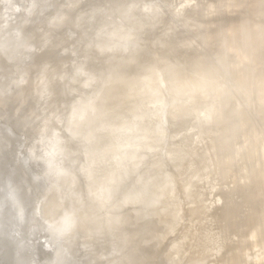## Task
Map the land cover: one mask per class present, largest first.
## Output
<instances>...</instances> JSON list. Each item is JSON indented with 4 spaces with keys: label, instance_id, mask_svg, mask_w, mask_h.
I'll return each mask as SVG.
<instances>
[{
    "label": "bare ground",
    "instance_id": "6f19581e",
    "mask_svg": "<svg viewBox=\"0 0 264 264\" xmlns=\"http://www.w3.org/2000/svg\"><path fill=\"white\" fill-rule=\"evenodd\" d=\"M58 1L59 0H0V4L2 2L1 5L3 6H0V66L2 68L0 74V104H3L0 105V120L6 116L4 108L6 107L4 106L5 103L12 104L11 106L14 107L17 112V125L29 130L32 129L33 133H35L34 124L38 121L37 117H35L36 111L34 107H36V105L25 106L26 101L31 99L34 103H39L41 97L47 92L49 80L46 78L47 72L43 69V65L40 66V64H42L40 63L41 60L30 65V59L31 56L35 54L34 50L36 49V46L44 45L42 42L48 40L51 35L45 31L36 36L29 30L28 24L30 20H39L40 14L47 8L54 7ZM107 3L109 4L110 2L108 1ZM26 4L30 7L27 12H16L17 9L20 10ZM66 4L68 12L71 10H77L78 16L70 19L68 12H66V14H60L59 17L47 19L45 28L49 27V30L57 28V25L60 24V22H67L71 26L79 27L84 23L86 24V22L88 23L89 21L94 20V15L97 11L95 7L88 6L91 8H89L86 13H80L83 9V4L80 5L73 0L69 2L67 1ZM200 5L199 3H195L192 7L197 10L204 9L207 13H211L214 10L216 12L219 9L227 12L228 10L240 6H242L241 8H246L248 5V9L250 10L246 11L247 9H243V11H246L245 13L242 12L243 16L250 11L255 15H263L264 17V0H224L218 4H207L205 7ZM15 7L17 9H14ZM251 13H249V15ZM108 14L110 13L106 11V15ZM243 16L239 21L248 15ZM246 20L242 21H245L243 25L247 22ZM98 21H100V19H95L94 23L97 25ZM260 21L261 20H259V22ZM248 22H252V20H248ZM248 22L246 24H249ZM253 22L255 24V21ZM100 24L101 22L98 25L99 27ZM250 24L253 27L255 26L254 24L252 25V23ZM257 24V27L261 29L256 27L254 28L255 30L250 29L249 31L258 32L256 30L258 29L260 33L263 32L264 27L262 26L264 23L263 25L260 24L262 26H259V23ZM238 25L241 26L240 24ZM234 27L233 24V28ZM236 27L238 26L236 25ZM236 27L234 29L230 27L233 34L229 33L230 29L229 31L226 30L229 28L228 27L224 30L222 29L223 32L218 31V33L215 31L217 34L213 35L212 43L215 45V50H218L219 48L220 52L217 51L216 55L217 53H219L218 55L222 54L224 60L220 58L221 55L220 57L217 56V59H221L226 63L225 59L229 58V61L227 60L229 66V70H227L228 75H224L222 73L223 70L220 72L221 70L219 67V69L213 68L211 65L212 63H207V58L195 57L187 60H185L186 58H182L181 60L174 62L165 60L162 63L161 68L156 65L153 66L150 62L144 67V76L143 74L136 76V80L132 78L133 80L130 81L128 77H125L122 74L110 79L108 84H113L114 86L119 87L116 96H113V99H110L112 103L107 105L109 107L105 106V100H107V98L94 99L91 97L89 98L90 100L79 103V105L72 108V111L68 114V118L67 116H64V121L60 115L57 121L49 123L48 128L49 131H51V135L40 134L43 139H47L46 146L40 147L43 149L41 153H35L32 155V160H29L32 164L30 165L28 163L31 167L28 166L26 171L28 176L27 181L29 182L28 184L33 190L38 188L36 186L41 185L42 183L45 185L47 182H52V184L56 186L63 185L67 182L69 177L73 176L71 173H68L67 168L71 165L70 163H72V159H74V155H77V152L74 149L72 150L71 146L64 148L65 141L62 138L61 132H59V125H61V123H67L71 118L73 121H71L70 124H74V131H72V135L70 136H74L75 140H85L89 145L93 144L94 138L100 134L99 132H104L105 135L109 134L108 136L110 137V142L107 141L101 151L94 153L93 150H85V160L81 163L80 168L88 175L87 186L90 188L89 194H91L90 196H94H92L90 200L96 199L99 204L95 202L96 207H94V210L84 213L85 217H83L81 223H79L76 217H74V212H70L69 210L66 214L68 215L67 218L61 220V222H63H60L59 227L48 224L46 230V242L48 245L49 241L52 242V247L54 249L53 255L55 258L54 261L48 258L44 264H67V261H69L74 252L67 243V234L71 233L70 229L73 226L77 227L85 224L87 225V228L89 226V229H95L98 233H93L95 235L93 239L97 237V242L94 241L95 245L97 244L98 246L107 241L104 240V237L102 236L103 234H101L103 233L102 231H104V236L107 233L105 237L106 239L109 235L108 238L116 237L119 233V228L117 226L122 227L120 225H130V216L132 215L135 217V220L132 219L131 224L138 221H144L145 223L142 226L144 229L141 231V245L146 246L148 245V242L153 239L159 241L163 234L170 230L172 231L173 225L170 224V227L165 232L161 230L153 232V229L149 236L148 233L152 228L148 224V221L152 214L154 219L156 217L159 218L158 222L161 225V222L165 220L163 219L164 215L167 214L166 216H168L169 212L174 211V217H176L177 211L179 212L182 210L181 205L178 202L179 192H177L174 183L181 179L180 175L183 166L180 167L175 174H166L163 177V181L156 180L157 177H150L145 181L146 184L139 185L136 188H129L118 196V194L114 193L112 190L113 187L119 183L121 173L108 170L105 162L95 158L96 156L97 158H101L100 156L109 154L113 157V160L115 159L120 163L125 160H131L133 162L139 161L144 157L139 153V149L142 147L148 149L149 147L152 148L161 140L163 130L161 119L164 118L163 116L166 115V113L169 114L170 119L173 122L178 123V121L182 122L186 119L190 121L196 114L197 110L200 109V106L205 105L206 107L208 104L209 107H206L207 109L203 108L204 111H200V118H195L196 120L198 119L197 121L193 119L195 122H193V120L191 121V123H194V125L193 123L192 125L197 127L199 140L202 139L205 141L204 151L202 153L204 154L203 156H205V160L201 162L198 167L195 166L194 169L197 173L199 170L217 168L216 171L220 179L225 177L228 178L230 176L235 185V191L243 194L244 198H246L245 206L247 204L250 207V212L246 217L243 220H232L231 225L224 232L223 237L220 238L221 240L218 242L219 247L217 250H221L224 246L226 248L228 247V259L220 264H264V52L262 53L264 50L261 52L259 51V53L252 50V54V52L248 50L252 48L248 47L252 44L253 46L251 47H254V43L249 41L251 43L249 45L247 44L249 42L246 43L243 39L246 35V33L244 34V31L249 25L247 28L242 26L241 28L243 31ZM262 29L263 31H261ZM225 30L232 35H228V37L226 36L225 38L224 35H222ZM226 31L225 34L227 33ZM246 31L248 34L250 33L248 29ZM94 32L93 24V27L86 31L85 37L92 36ZM256 32L254 33L256 34ZM259 32L257 33L259 37L256 34V39L254 38L256 42L255 45H257V43L259 44V40L262 37ZM210 33L212 34V32ZM254 33L249 34V36L252 35L250 38H253ZM131 34H133L131 31L126 30L123 33L124 36H122V38H127L131 36ZM209 35L208 38H206V35L204 38L209 39ZM232 37L233 39H231ZM246 37L245 39H247ZM254 39L250 40L253 42ZM209 42L211 43V41ZM232 42H236V45L232 46ZM219 43L222 44V46ZM260 47L264 46L261 45ZM253 49L257 51V49L259 50V47L257 46V49L255 47ZM225 54H229V57L226 58L227 56H224ZM137 57L138 55L136 54L132 56L130 60L131 63L137 62ZM214 59L209 60L212 61ZM244 59H246V63L243 61ZM218 64L219 63H217V65ZM221 64H223V62ZM224 65L225 64H223L221 69L224 68ZM257 65H261L263 68L258 67ZM35 67L37 68L36 78H31L29 77L28 72L29 70H32V68L36 69ZM255 68L258 69V72ZM259 68L262 69L260 70ZM226 69H224V71ZM250 74L252 75L248 76ZM141 76L143 77L141 78ZM225 76L226 78H224ZM90 82L91 81L89 80L86 81L87 84ZM251 83H256V88L255 86L252 87L254 88V97H256L254 102L257 100V105H252V107H250V102V108L247 109V116L244 114V118L240 120L239 116L244 113L243 109L246 107H244L245 103L242 104V102L247 100L246 97H248V91H253L252 87V90L247 89V86H251ZM104 85L106 86V82L101 83V88H103ZM107 86L111 87L112 85ZM249 86L248 88H250ZM4 89H7L8 92H5ZM125 91H127V93ZM246 94L247 96H245ZM249 97H251V94ZM22 100L25 102L23 107L21 105ZM252 100L253 99H251V101ZM166 102H168V106L161 110L160 107H164ZM182 102L185 103L183 104ZM151 113H153L154 116L153 120L145 122V117ZM198 113L199 112H197V114ZM41 120L45 123L44 117H41ZM93 122L96 124L94 125ZM45 128L46 127L43 129ZM39 133L40 130L38 133H35V135L39 136ZM174 133L175 130H173L172 134L174 135ZM8 134L7 132H5V134L0 133V149L5 144ZM69 134H71V132H69ZM122 134L125 135L126 139L123 142L122 140L119 142L122 138L120 135ZM118 137L121 138L118 140ZM113 139L115 142H113ZM57 153L59 155H57ZM54 154H56V156ZM193 155L201 156V152L196 153L189 148L186 149L181 146H173L166 151V156L170 157L172 160H180L182 157L185 158L186 156ZM57 156H59V158ZM160 163L161 158L159 161L155 160L152 162V164L156 166ZM9 164L10 163L3 164L2 152L0 150V264H28V261H25V263L21 262L27 260V249L25 250V247L18 244V241H16V239H21L24 234V232H22L24 227L22 223V211L25 210L22 208L23 210L21 211L17 195L12 191V183H10L7 178L10 168ZM65 166L68 167L66 168ZM99 186H102V188H99ZM182 186V191L190 203V201L193 200L192 183L183 182ZM115 196H118L120 202H123V204L139 205V209L134 210V214L132 213L130 215V212H127L124 216H119V219H109L108 215L111 213L109 211L112 209L101 205L100 202L109 198L111 199ZM216 205L217 204H215V206ZM237 206L240 205L236 204V207ZM212 207L214 206L212 205ZM241 207L242 206H240V208ZM212 210H214V208H212ZM235 210L237 211V209ZM195 213L196 210L194 209L193 214ZM205 219H207V216ZM29 220L32 219L30 218ZM157 225V227H160L158 223ZM19 226L23 227L20 228ZM13 227L18 229L19 232H14L15 229L13 231ZM34 227H36V225ZM38 229L40 230V228ZM117 231L118 233L115 236ZM200 231L202 230L200 229ZM62 233L66 236H62ZM90 234L86 237L91 238L93 234L91 237L89 236ZM200 235H198L199 238ZM81 236L82 248L86 250L87 254H94L92 251L94 248L92 249V244L89 245V239L87 240L86 237H83V235ZM99 236L104 240L103 242L99 241L100 244L98 243ZM123 236V240L120 241L117 239V242L120 243L117 244L122 246V250L124 248L123 251L119 249L121 247H119V245L117 246L119 248L114 250L113 248H115V245L117 244L114 243V245L113 242L112 244L114 247L113 245L111 246L112 248L107 246L109 245L108 241H110L111 244L112 239L107 241L106 246L108 248H105L106 250L99 249L103 252L106 251L105 256L108 257L106 260L107 264H126L124 261L125 259L118 256L121 254V251L124 254L126 253L129 257H132V264H141L143 260H141L139 255L134 256V250L132 251L134 245L133 236L131 237L126 234ZM237 237L239 238V242L237 240L238 244L232 246ZM59 240H61L62 243L59 242ZM103 244L100 245L99 248H103L105 245ZM43 245H45V243H43ZM15 249L17 250V253H14ZM108 249H110V252L107 254ZM100 251L98 252L99 255L102 254V252L100 254ZM98 254H96V252L94 254L95 261L98 260L97 264H101L104 262L102 258L104 255L101 257ZM96 255L102 260H100V258L98 259ZM149 255L150 253H147L145 258ZM115 257H118V260L113 261L116 259ZM32 260L34 259L32 258Z\"/></svg>",
    "mask_w": 264,
    "mask_h": 264
},
{
    "label": "rangeland",
    "instance_id": "374dc122",
    "mask_svg": "<svg viewBox=\"0 0 264 264\" xmlns=\"http://www.w3.org/2000/svg\"><path fill=\"white\" fill-rule=\"evenodd\" d=\"M67 1L69 2L72 0H59L54 7L44 10L40 14L39 20H30L28 24L29 30L36 36L44 33L45 31L51 35L48 40L42 42L44 45L36 46V49L34 50L35 54L31 56L30 59V65H33L37 61L41 60L40 63L42 64H40V66L43 65V69L47 72L46 78L49 80L47 92L41 97L40 102L36 104L29 99L26 101L25 105H36V107H34L36 111L35 117H37L38 121L34 124V130L35 133H38L40 130L39 136L37 135V137L35 133H33L32 129L29 130L17 125V112L15 108L11 106L12 104L5 103L4 106L6 107L4 108L6 116L0 120V133H9L5 140V144L0 149L2 152V161L3 164L10 163L7 178L10 183H12V191H14L15 195H17L21 211L23 209L25 210L22 211V223L24 227L19 226L20 228L23 227L22 232H24V234L21 239L19 238L20 236L17 237L19 240L16 239V241H18V244L24 246L25 250L27 249V260H23L21 262L25 263V261H28V264H44L48 258L54 261L55 256L53 255L54 249L52 247V242L49 241V245L46 242V230L48 228V224L59 227L61 220L63 218L65 220V218H67L68 215L66 214L69 210L70 212H74V217H76L77 221L81 223L83 217H85L84 213L94 210V207H96L95 202L97 201L96 199L90 200L93 195L90 196L91 194H89L90 188L87 186L88 175L80 169L81 163L85 160V150H93L94 153H97L103 149L107 141L110 142V137L108 136L109 134L105 135L104 132H99L100 134L94 138L93 144L90 145L85 140H75L74 136H70L72 135V131H74V124H70L73 120L71 118L69 120L67 119V123L63 122L59 125V132H61L62 138L65 141L64 148L71 146L72 150L74 149L77 152V155H74V159H72V163H70L71 165L69 167L65 166L66 168L68 167V173H71L73 176L69 177L67 182L63 185L56 186L52 184V182H47L45 185L42 183L41 185L36 186L38 188L33 190L28 184L29 182L27 181L28 176L26 171L27 167L32 164L31 161H29L32 160V155L35 153H41L43 149L40 147L46 146L47 139H43L40 134L51 135V131H49L48 128L49 123L57 121L60 115L62 116V120L64 119V116H67L68 118V114L72 111V108L79 105V103L90 100L89 98L91 97L94 99L107 98V100H105V106L109 105L112 103L110 99H113V96H116L119 87L114 86L113 84H108L110 79L122 74L125 77H128L130 81L133 80L132 78L136 80V76L142 74L144 76V67L150 62L153 66L156 65L161 68L162 63L165 60L174 62L181 60L182 58H186L185 60L195 57L207 58V63H212L211 65L213 68L216 69L219 67L221 70H219L220 72L223 70L222 73L224 75H228L227 70H229V66L227 60L229 61V54L224 55L228 58L225 59V63L223 61L224 59L222 54H220L221 57L218 55L220 53L219 48L218 50H215V45L212 43L214 37L213 35L217 34L218 31L223 32V30L228 27L229 28L226 30L229 31L230 29L229 33H232L231 28H233V24L235 27L237 25L238 27L236 28L239 29H242V26L247 28L249 25L250 28H247L249 31L250 29L255 30L254 28L258 26L257 23H259V26H262L264 23L263 15H255L250 11L248 14H244V16L248 15L247 17L245 16L246 19H250L246 20L245 18H242L240 21L242 22L243 20H246L248 22V20H252V22H248L249 24H246V22L243 25L245 21L242 23L239 21V19L243 16V13L250 10L248 9V5L246 8H241L242 6H240L233 8L232 10H228L227 12L219 9L216 12L214 10L211 13H207L204 9L197 10L192 7L195 3H199V5H203L202 7H205L207 4H218L224 0H73L80 5L83 4V9L80 13H86L91 7L96 8L97 11L94 15V20L100 19L97 25L93 20L88 23L86 22V24L84 23L79 27L71 26L67 22H60V24L57 23V28H52L51 30H49V27L45 28L47 19L59 17L60 14H66V12H68V9H66ZM108 1L110 2L109 4L107 3ZM1 4L0 6L3 7ZM14 9L17 8L15 7ZM29 9V5L26 4L20 10L17 9L16 12L25 13ZM243 9L247 10L243 11ZM73 11L74 10L68 12L70 19L78 16V11ZM106 11L110 14L106 15ZM249 13L253 15H249ZM259 20L261 21L259 22ZM253 21H255V24ZM100 22L101 24L99 27L98 25ZM250 23L255 26H251ZM93 24L95 32L92 36L85 37L86 31L91 29ZM262 27H264V25ZM257 28L261 29L259 27ZM258 29L256 30L259 32ZM126 30L131 31L133 34L127 38H122V36H124L123 33ZM246 30L244 31V34L246 33L245 37L247 36V39H245V37L243 38L246 43L251 41V43H254V47L256 49L257 46L259 47V50L257 49V51H255V49H253L254 47H251L253 46L252 44L248 47L252 49L248 50L252 52V54L253 51L259 53V51L261 52L264 50V47H260L261 45L264 46L263 29L261 30L263 32H259L262 37L257 45H255V39L258 32L254 31L256 32V35L254 32L249 31L251 34L254 33L253 38H250L252 35L249 36L250 33L248 34ZM225 31L222 35L226 38V36L228 37L230 34L227 31L225 34ZM210 32H212V34ZM208 35L209 39H206L208 38ZM231 39H233V37ZM250 39H254V41L252 42ZM209 41H211V43ZM251 43L249 42L247 44L250 45ZM220 45L222 46V44ZM234 45H236V42H232V46ZM217 51L219 53L216 55ZM263 52L264 51H262V53ZM135 54L138 55L137 62L131 63V57ZM217 56L223 60L220 58V60H218ZM209 59L214 60H212V62ZM215 61L220 65H217ZM243 61H245V63L247 62L246 59ZM222 62L225 64L223 69H221L223 67V64H221ZM258 67L262 66L259 65ZM224 69L226 70L224 71ZM256 70L258 72V69ZM1 72L2 68L0 66V74ZM36 73L37 68H32V70H29L28 75L31 78H36ZM251 75L252 74L248 76ZM143 76H141V78ZM224 78H226V76ZM88 80L91 81L89 84L86 83ZM105 82L106 86L104 85L105 87L103 86V88H101V83ZM255 84L251 83V86L248 85L250 88L247 86V89L252 90ZM107 85L112 86L110 87ZM4 91L8 92L7 89H4ZM125 92L127 93V91ZM250 92L248 91V97H246L248 101L245 100V102H242V104L245 103L244 107L246 106L247 108L245 107L246 110L243 109L244 113L239 116L240 120L244 118V114L247 116L248 108L252 107V105H257V100L254 102V99H256V97H254V88L253 91ZM250 94L251 97H249ZM245 96H247V94ZM251 99L253 100L251 101ZM250 102L251 106L249 107ZM24 103V100H22V107ZM167 104L168 102L165 103L164 107H160L161 110L168 106ZM208 105L206 106L207 108L209 107ZM206 107L205 105L200 106L199 108L201 110L198 108L199 110H197V112L199 113L197 114L196 112L197 115L195 114L190 121L186 119L184 121L181 120L182 122L178 121V123L173 122L170 119L169 114L166 113V115L163 116L164 118L161 119L163 126L161 140L152 148L149 147L148 149L142 147L139 149V153L144 156L143 159H140L139 161L133 162L131 160H125L120 163L115 159L113 160V157L109 154L100 156L101 158H97L96 156L95 159H100L106 163L108 170L121 173L119 183L113 187L112 190L114 193L118 194V196L129 188H136L139 185L146 184L145 181L150 177H157L156 180L163 181V177L166 174H175L179 168L183 166L180 175L181 179L174 183L177 188V192H179L178 202L181 205L182 210L179 212L177 211L176 217H174V211L169 212L168 216H166L167 214L164 215L163 219L165 220H161V225L158 222L159 218L156 217L157 219H154L152 214L149 218L150 220L148 221V224L152 228L148 233L149 236L151 235L150 233L153 229V232H156L157 230L165 232L170 227V224L173 225L172 231L170 230L169 232L163 234L159 241L154 240L152 237L153 240L149 241L148 245H141V231L144 229L142 226L145 223L144 221H138L131 224V220H135V217L132 215L130 216V225L127 224L125 226L118 224L122 227L117 226L119 228V233L117 231L115 236L117 233L119 235L117 234L116 237L108 238L110 236L109 235L106 239L105 237L107 233L104 236V231H102L103 233L101 234H103L102 236L104 237V240L108 241L112 239L111 244L110 241H108V244L110 245H107L108 247H111L114 243H119L117 242V239L120 241L123 240V235L126 234L131 237L133 236L134 245L132 251L134 250V256L139 255L141 260H143L141 264H220L228 259V247L226 248L224 246L221 250L218 249V251V242L221 240L220 238L223 237L227 228L231 225L232 220H243L250 212V207L247 204L245 206L246 198H244L243 194L235 191V185L233 184L230 176L228 178L225 177L220 179L216 171L217 168L199 170L197 173L194 169L195 166L198 167L199 164L205 160V156L202 154L204 151L205 141L202 139L199 140L197 127L193 126V122L200 118V111H204L203 108L207 109ZM41 117H44L45 123L41 120ZM153 118V113L148 114L147 117H145V122L152 121ZM195 118L198 119L196 120ZM192 120L193 125L191 123ZM93 123L94 125L96 124L95 122ZM44 127L46 128L43 129ZM173 130H175L174 135L172 134ZM69 132H71V134H69ZM120 136L122 138L120 137V139L118 137L117 139H120L119 142L121 140L123 142L126 137L124 134ZM113 142H115L114 139ZM173 146H181L186 149L189 148L196 153L201 152V156L193 155L186 156L185 158L182 157L180 160H172L170 157L166 156V151ZM58 153L57 155H59ZM54 155L56 156V154ZM57 157L59 158V156ZM160 158L161 163L158 166L152 164L153 161H159ZM183 182L192 183L193 200L190 201V203L182 191ZM99 188H102V186H99ZM118 196L102 200L100 202L101 205L112 209L109 211L111 212L108 215L109 219H119V216L122 217L127 212H130V215L132 213L134 214V210L139 209V205L123 204V202H120V198ZM215 204L217 205L215 206ZM236 204L242 207H236ZM212 205L214 207H212ZM212 208H214V210H212ZM194 209L196 210L195 214H193ZM235 209H237L238 212ZM206 216L207 219H205ZM27 217L32 220L35 219L36 221L29 220ZM157 223L160 227H157ZM35 225L36 227H34ZM84 225L77 227L73 226L70 229L71 233L67 234V243L74 251L69 261H67V264H97L98 260L95 261V252L98 254L100 251L99 249L103 250L108 248L106 246L107 241L106 243L103 242L104 240H102L103 238L101 236L98 237V243L99 241H102L105 245L103 243H99L100 245H104L103 248H99L100 245L98 246L97 244L96 246L95 241L97 240V237L94 239L93 237H95L94 234L98 232H96L95 229H89V226L87 228V225ZM38 228H40V230ZM12 229L14 231L15 228L13 227ZM200 229L202 231H200ZM14 232L18 233L19 230L15 229ZM88 234H90V237L92 234L94 236L92 235L91 238H87L86 236ZM197 234H201L200 238ZM81 235L86 237L87 240L89 239L88 242L90 243L89 245L92 244L91 246L92 249L94 248V250H92L94 254L89 255L86 250L82 248ZM62 236L66 235L62 233ZM237 240L239 242L238 237L235 238L232 246H236V244H238ZM59 242L62 243L61 240H59ZM43 243H45V245H43ZM119 244H114L115 248L113 249H118L121 246ZM118 245L119 247H117ZM121 248L122 246L119 249ZM107 251L108 254L110 249ZM122 251L118 256L123 257L126 264H132V257H129L126 253L124 254ZM105 252L106 251H100L101 255L98 254L101 257L104 255L102 257L104 262L101 261V264H107L106 260L108 257L105 256ZM14 253H17L16 249ZM147 253H150V255L145 258ZM99 256L97 257L96 255L98 259L100 258ZM32 258L34 260H32ZM115 258L116 259L113 261L118 260V257ZM100 260L102 259L100 258Z\"/></svg>",
    "mask_w": 264,
    "mask_h": 264
}]
</instances>
